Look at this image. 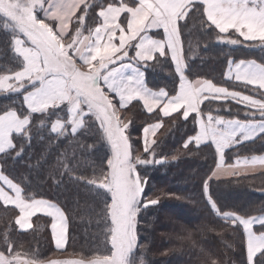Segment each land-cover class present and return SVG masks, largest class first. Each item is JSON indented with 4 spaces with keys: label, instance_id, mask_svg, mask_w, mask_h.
Listing matches in <instances>:
<instances>
[{
    "label": "snow or ice",
    "instance_id": "obj_1",
    "mask_svg": "<svg viewBox=\"0 0 264 264\" xmlns=\"http://www.w3.org/2000/svg\"><path fill=\"white\" fill-rule=\"evenodd\" d=\"M209 39L228 48L223 82L193 75ZM164 66L175 86L150 87L148 76ZM137 108L155 118L134 138ZM166 118L192 125L183 154L211 153L214 162L200 178L211 219L182 225L179 238H220L219 253L200 247V264H264V206L231 209L215 192L225 176L264 171V0H0V204L18 210L23 232L34 217L49 218L63 254L83 190L95 241L76 259L22 257L9 224L0 264H149L144 214L173 194H157L146 170L181 155L157 157ZM36 142L44 145L37 164L12 176L8 165L31 159ZM49 156L47 178L73 192L71 210L32 186L31 172L41 178Z\"/></svg>",
    "mask_w": 264,
    "mask_h": 264
},
{
    "label": "trees",
    "instance_id": "obj_2",
    "mask_svg": "<svg viewBox=\"0 0 264 264\" xmlns=\"http://www.w3.org/2000/svg\"><path fill=\"white\" fill-rule=\"evenodd\" d=\"M208 45L206 50L201 49V56L193 62V75L223 82L222 73L226 70L225 59L228 48L224 45H216L211 39L208 40ZM233 55L243 57L244 52L233 53ZM148 82L149 86L153 88L175 86L171 69L168 66L158 67L148 76ZM133 111L136 113L133 136L139 138L142 135L140 130L147 123L154 121L155 114L150 117L139 108L133 109ZM191 134L192 125L190 123L182 125L180 121H177L172 126L167 118L164 128L157 133V139L160 141L157 157L171 156L178 150L181 155L178 160L169 159L164 164L150 165L146 170L149 185L157 194H173L163 197L159 205L144 214L142 226L145 231L141 232V237L142 241L147 244L145 256L149 264H200L198 259L200 247L217 253L223 248L220 238L215 233L203 235L193 233L191 241L179 238V235L183 234L180 231L182 225L193 227L211 219L209 209L202 196L200 178L214 167L213 157L211 153L183 154L186 150L182 149V143ZM139 144L142 147V143L137 139V147H140ZM43 150V143L36 142L30 153L31 159L8 165L11 175L27 176L29 165L37 164V158L41 156ZM254 154L261 153L258 149L256 152L242 151L240 153L241 156ZM53 159V156H49L47 161H39L43 165L39 173L41 178H38L37 172L32 171V186L39 196L58 201L62 206L71 210L73 192L71 190L65 192L64 188L58 191L52 180L47 178L48 172L53 170ZM231 159H234V156L229 158V162ZM215 192L221 205L231 209L249 210L258 214L257 209L264 206V173L221 180L215 185ZM78 199L81 211L76 213L74 220L70 223L69 246L63 254L54 248L47 217H34L33 228L23 232L14 223L18 210L11 207L5 208L0 204V231L4 229L5 225L12 226V236L17 242L22 257L27 253L29 256L36 255L41 260L47 261L59 255L76 256L75 252L93 251L95 250V241L90 239L88 232L85 231L91 226L88 224L87 216H82L87 193L81 190ZM225 236L230 239L228 233H225ZM193 241L196 246H193Z\"/></svg>",
    "mask_w": 264,
    "mask_h": 264
},
{
    "label": "rangeland",
    "instance_id": "obj_3",
    "mask_svg": "<svg viewBox=\"0 0 264 264\" xmlns=\"http://www.w3.org/2000/svg\"><path fill=\"white\" fill-rule=\"evenodd\" d=\"M141 147V145L139 144ZM78 256H70V255H59L57 257L51 258V259H59V260H66V259H76Z\"/></svg>",
    "mask_w": 264,
    "mask_h": 264
},
{
    "label": "crops",
    "instance_id": "obj_4",
    "mask_svg": "<svg viewBox=\"0 0 264 264\" xmlns=\"http://www.w3.org/2000/svg\"><path fill=\"white\" fill-rule=\"evenodd\" d=\"M261 173H264V171L257 170L255 172H250L247 176H253V175H257V174H261ZM247 176H241V177H247ZM230 178H236V177H233V176H225L222 180L230 179Z\"/></svg>",
    "mask_w": 264,
    "mask_h": 264
}]
</instances>
